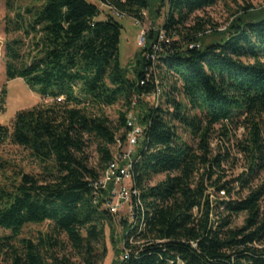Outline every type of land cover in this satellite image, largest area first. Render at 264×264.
Here are the masks:
<instances>
[{"label": "trees", "instance_id": "16d2710c", "mask_svg": "<svg viewBox=\"0 0 264 264\" xmlns=\"http://www.w3.org/2000/svg\"><path fill=\"white\" fill-rule=\"evenodd\" d=\"M156 1L107 3L142 21ZM158 1L157 13L168 9L161 27L168 42L155 50L159 32L150 31L130 77L119 62L122 26L112 15L98 19V1L43 0L25 19L13 0H0V109L15 78L48 100L0 124V144L26 149L41 169L0 183V264L103 262L105 226L114 242L127 220L100 208L92 182L112 159L115 137L125 141V115L135 106L147 125L134 165L146 221L139 239L146 241L113 264H264V9L243 8L223 38L206 42L210 21L194 15L219 0ZM22 29L33 39L30 62L21 59V39H9ZM157 88L154 107L146 97ZM117 104L114 124L105 108ZM233 126L243 128L234 144L244 169L226 180L230 153H213L211 142ZM240 214L243 226L232 227ZM46 223L48 231L22 237Z\"/></svg>", "mask_w": 264, "mask_h": 264}, {"label": "rangeland", "instance_id": "374dc122", "mask_svg": "<svg viewBox=\"0 0 264 264\" xmlns=\"http://www.w3.org/2000/svg\"><path fill=\"white\" fill-rule=\"evenodd\" d=\"M43 0H13V8L15 12L23 13L24 18L27 19V10L32 7H39ZM95 1V0H93ZM159 1L157 0L152 8L144 12V18L142 21L136 22V20L130 16H124L121 18L116 17V21L122 26V32L120 36L119 44V62L124 68H128L129 76L132 77V67L134 63V55L141 47L137 45V38L143 29L146 33L150 31H158L159 35H163L164 32L161 27L165 21L167 14V6L164 5L160 12L157 13L156 8ZM100 9L99 20L105 19L107 15H112L110 11L97 3ZM250 6L251 10L264 9V0H219L212 7L206 8L203 11L196 12L194 17L202 18L205 21H210L207 24L208 31L205 34V41L210 42L213 40H220L223 38V33L229 24L235 20V18L242 16L244 13L243 8ZM14 14H11V17ZM193 20H190L187 25H191ZM26 24H23L26 29ZM11 38L21 39V56L24 62H30L34 55L33 39L27 36L24 30L16 31L9 36ZM179 99H181L179 97ZM151 104V99H146ZM48 100L43 99L34 90L21 79L15 78L6 83V98L5 103L0 109V124L10 126L13 122L17 112L25 109L32 108L35 105L43 104ZM122 109L120 104L105 108V113L109 120L116 124L118 120V111ZM137 113V112H136ZM264 120V118H263ZM219 129V126L216 127ZM264 133V126H263ZM243 136V128L234 126L229 128L228 136L222 135L220 132L212 138L211 147L213 153H216L217 148L227 149L230 153L229 158L223 162L222 170L226 174V180L234 178L241 173L244 169V160L236 150L234 142L236 139H241ZM97 145L91 143L87 149L90 155V165L96 166L98 162ZM115 151V148L113 149ZM112 150V151H113ZM22 170L25 173H39L41 169L38 162L29 154V152L14 144L5 143L0 144V183L8 184L15 178L16 173ZM164 178L163 175L154 177L151 184H155L159 180ZM261 179H264V174L261 175ZM127 206H125V210ZM120 214H125L124 208L120 210ZM245 215L240 214L233 219L232 227L238 228L243 226ZM49 229V225H31L27 227L22 237L36 238L39 232H46ZM104 242L107 249V254L101 264H113V261L120 259V252L122 248L123 235L121 232H115L114 242H111L109 227L105 226ZM1 234V231H0ZM117 241V242H116ZM116 250H119V255H116ZM76 264H80L77 258H74Z\"/></svg>", "mask_w": 264, "mask_h": 264}, {"label": "built area", "instance_id": "2783aa9c", "mask_svg": "<svg viewBox=\"0 0 264 264\" xmlns=\"http://www.w3.org/2000/svg\"><path fill=\"white\" fill-rule=\"evenodd\" d=\"M95 1L106 7L114 17L121 18L125 16L124 13L110 6L107 0ZM136 22L138 23V20ZM147 34L142 29L138 35L137 45L141 49L145 47ZM164 40V34H160L153 48L155 50L160 49L158 43ZM165 41L168 42V40ZM192 46L190 45V47ZM150 57L154 61L155 55H150ZM161 94V89L157 88L146 99H151V105L157 107L160 103ZM138 113L136 106L126 113L127 131L125 141L123 142L120 136L115 137V151L113 150L112 159L107 162L99 178L92 182L95 194L98 193L101 198L100 208L109 214L120 215L127 220L120 252L121 260L129 258L133 251L132 246L143 244L146 241L139 239L146 228V221L140 189L136 187L134 182V165L139 159L137 151L143 144L147 129V125L140 121ZM125 206H127L126 210ZM122 208L125 211L124 215L120 214Z\"/></svg>", "mask_w": 264, "mask_h": 264}]
</instances>
